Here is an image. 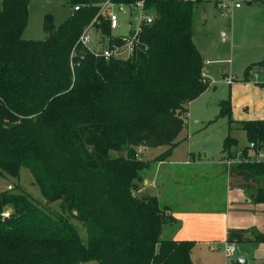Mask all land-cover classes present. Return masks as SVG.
I'll return each instance as SVG.
<instances>
[{
    "label": "trees",
    "instance_id": "trees-1",
    "mask_svg": "<svg viewBox=\"0 0 264 264\" xmlns=\"http://www.w3.org/2000/svg\"><path fill=\"white\" fill-rule=\"evenodd\" d=\"M104 1L70 0L81 7L58 26L45 15L43 40L23 39L28 0L1 1L0 175L18 178L28 169L45 204L19 186L0 192V264H193L194 241L162 238L174 219L155 196L138 194L150 162L133 157L137 148L164 146L154 161L166 160L190 103L210 87L192 42L193 12L203 0H146L155 18L126 61L95 58L76 45ZM98 29L110 35L103 18ZM219 108L217 118L227 117L228 130L236 124L247 141L235 160L237 141L227 135L220 160H234L231 171L259 182L264 120H232L230 100ZM121 148L129 159L111 158ZM252 201L264 204V187ZM54 203L60 214L47 210ZM71 220L85 228L86 243ZM254 242L264 243V235Z\"/></svg>",
    "mask_w": 264,
    "mask_h": 264
},
{
    "label": "rangeland",
    "instance_id": "rangeland-1",
    "mask_svg": "<svg viewBox=\"0 0 264 264\" xmlns=\"http://www.w3.org/2000/svg\"><path fill=\"white\" fill-rule=\"evenodd\" d=\"M235 5H239V8H235ZM113 11L118 17V28L112 31V36L126 37L138 12L133 11L130 14L127 9L122 12L117 8H113ZM72 12L73 5L70 0H28L29 18L23 39L43 40L46 36L42 27L45 15H51L54 24L58 26ZM192 42L202 56V74L209 81L210 87L190 104L185 120L187 126L178 136L177 145L162 165L157 168L154 160L165 153L167 147L164 146L137 148L133 157L139 162H150V169L143 172V175L156 178L158 190H164L162 203L172 204L175 194L195 195L198 182L195 181L194 173L189 170L199 162L202 164L200 168L209 169L210 175L222 173L218 176L221 180L215 187L217 192L212 193L216 197L221 194L226 166L217 163L221 157L223 140L227 135L235 139L237 146L234 150H242L247 141L245 133L236 124L228 130L227 117L217 118L220 102L230 100L232 120H264V70L261 73V67L255 65L264 63V0H203L193 12ZM251 66L254 67L247 76L248 81H245V71ZM254 74H257V78L252 77ZM239 152L234 151L235 160L238 159ZM110 156L120 161L129 159L128 150L125 148L111 152ZM190 158H194L197 163L188 165ZM261 159L264 160V152ZM141 179L143 181L142 177ZM8 186H12L13 193L19 192L15 188L19 186L33 200L45 204L38 187L33 184L30 171L26 168L20 169L18 178L0 175V192L6 191ZM140 190L139 195H147L148 192L143 190V182ZM149 195L153 196V191ZM47 210L60 214V203L49 205ZM9 213L10 210L5 212ZM71 222L81 241L86 243L85 228L76 220ZM212 245L216 248L214 252L210 250V244L196 245L192 255L194 264H230L233 258L238 257L236 248L233 258H226L223 244ZM84 264L98 263L90 261ZM249 264H264V244L256 245L254 257Z\"/></svg>",
    "mask_w": 264,
    "mask_h": 264
},
{
    "label": "crops",
    "instance_id": "crops-1",
    "mask_svg": "<svg viewBox=\"0 0 264 264\" xmlns=\"http://www.w3.org/2000/svg\"><path fill=\"white\" fill-rule=\"evenodd\" d=\"M263 70L261 69L260 72L262 73ZM234 148L231 149L232 153L240 151ZM225 161L219 160L217 163L226 166L222 191L218 197L212 193L217 192L215 187L220 182L221 178L219 179L218 176L222 173H214L211 176L209 169L200 168L202 165L200 162L189 170L194 173L195 181L198 182L194 196L175 194L172 204L162 203L164 190H158L156 178L143 175V172L149 170L151 166L141 173L143 190L147 191V194L153 191V196L158 199L160 206L170 208L174 222L164 227L163 239L194 241L191 257L196 245L230 244L237 249V256L246 258L249 264L250 259L254 257L256 245L264 244L254 242L256 234L264 235V204H255L252 201L256 189L264 187V178L257 182L247 172L231 171V167H228ZM155 163L157 168L163 164V162ZM191 163L197 162L194 158H190L187 164Z\"/></svg>",
    "mask_w": 264,
    "mask_h": 264
},
{
    "label": "built area",
    "instance_id": "built-area-1",
    "mask_svg": "<svg viewBox=\"0 0 264 264\" xmlns=\"http://www.w3.org/2000/svg\"><path fill=\"white\" fill-rule=\"evenodd\" d=\"M80 5L73 7V12L79 10ZM98 12L92 21L84 28L81 35L78 38L77 44L84 47L90 55L95 58H102L105 61L111 59L126 61L130 59L133 54L140 48L141 33L143 27L152 24L155 18L154 11L146 8V0H140L132 3H117L114 0H106L97 5ZM113 8H117L119 11L127 9L131 12L137 11V16L133 19L134 23L130 29L129 34L126 37H113L112 31L118 28V17L113 11ZM235 8H239V5H235ZM100 18L107 20L108 27L110 29V35L102 34L101 30L96 26L100 25ZM224 38H226L223 35ZM257 78V74L252 75ZM250 148L253 144L249 145ZM262 155L260 156V159ZM228 167L234 163L233 161H225ZM12 186H8L7 190L11 191ZM8 216V214H3ZM211 251H215L216 248L212 244L210 245ZM223 252L226 258H233L235 253V247L230 244L223 245ZM234 259V258H233Z\"/></svg>",
    "mask_w": 264,
    "mask_h": 264
},
{
    "label": "water",
    "instance_id": "water-1",
    "mask_svg": "<svg viewBox=\"0 0 264 264\" xmlns=\"http://www.w3.org/2000/svg\"><path fill=\"white\" fill-rule=\"evenodd\" d=\"M230 264H247V260L244 257H238L230 261Z\"/></svg>",
    "mask_w": 264,
    "mask_h": 264
}]
</instances>
